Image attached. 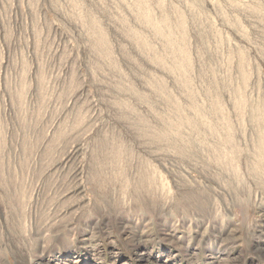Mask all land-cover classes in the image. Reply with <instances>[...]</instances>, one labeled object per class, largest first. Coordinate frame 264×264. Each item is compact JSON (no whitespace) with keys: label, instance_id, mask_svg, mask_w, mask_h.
Segmentation results:
<instances>
[{"label":"rangeland","instance_id":"374dc122","mask_svg":"<svg viewBox=\"0 0 264 264\" xmlns=\"http://www.w3.org/2000/svg\"><path fill=\"white\" fill-rule=\"evenodd\" d=\"M0 264H264V0H0Z\"/></svg>","mask_w":264,"mask_h":264}]
</instances>
